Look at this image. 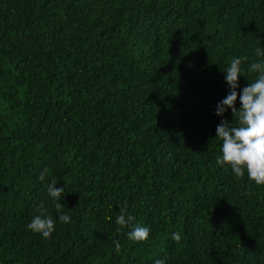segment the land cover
I'll list each match as a JSON object with an SVG mask.
<instances>
[{
	"label": "trees",
	"instance_id": "16d2710c",
	"mask_svg": "<svg viewBox=\"0 0 264 264\" xmlns=\"http://www.w3.org/2000/svg\"><path fill=\"white\" fill-rule=\"evenodd\" d=\"M255 47L264 0H0V264H264V186L215 163L222 69Z\"/></svg>",
	"mask_w": 264,
	"mask_h": 264
},
{
	"label": "clouds",
	"instance_id": "9594fccd",
	"mask_svg": "<svg viewBox=\"0 0 264 264\" xmlns=\"http://www.w3.org/2000/svg\"><path fill=\"white\" fill-rule=\"evenodd\" d=\"M253 62L247 69L243 66L249 60L247 55L233 57L229 65L222 69L225 72V81L229 92L217 105L216 115L223 117L228 109L233 114V122L222 119L216 127V138L222 143L220 145L221 155L216 157L215 163L220 166H230L232 173L237 178L247 179L258 186H264V48L255 47ZM258 58V59H257ZM248 73L255 74L253 80L243 87L240 92L239 78L248 77ZM239 99L240 107H236ZM49 170L41 171L37 179L45 181ZM56 179H52L47 185V193L52 198L55 211L60 223L71 222V217L63 211L64 204L61 200L65 195L64 187H55ZM36 213L27 228L44 239H50L56 229L57 218L49 212L44 203L36 206ZM135 217L128 214L127 205L120 208V214L116 217L117 229L128 228L127 239L133 242H145L149 239L151 229L135 223ZM172 239L179 243L180 233H173ZM117 251L120 249L118 241L114 242ZM154 264H165L164 259L155 260Z\"/></svg>",
	"mask_w": 264,
	"mask_h": 264
}]
</instances>
